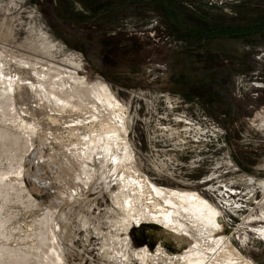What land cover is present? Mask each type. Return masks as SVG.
Here are the masks:
<instances>
[{"label":"rangeland","instance_id":"obj_1","mask_svg":"<svg viewBox=\"0 0 264 264\" xmlns=\"http://www.w3.org/2000/svg\"><path fill=\"white\" fill-rule=\"evenodd\" d=\"M0 45L23 77L22 68L46 61L90 86H109L128 123L131 154L120 164L119 185L95 192L100 180L85 186L84 177L76 179L80 153L85 133L96 141L114 135L107 123L82 132L55 112L31 122L0 98V134L15 142L0 149V196L9 197L7 205L0 200V247L44 258L30 250L38 242L32 234H42L52 210L56 218L67 215L64 264H114L119 242L129 264H193L199 257L204 264V255L190 256L193 245L180 246L171 229L148 220L164 201L124 187V178L140 175L166 193L206 200L229 230L220 237L232 235L242 259L264 264V237L255 234L264 227V0H0ZM26 104L32 108L34 99ZM95 145L105 144L89 148ZM37 155L40 165L31 160ZM15 162L23 166L19 176ZM122 192L136 202L129 214ZM239 216L261 223L240 227Z\"/></svg>","mask_w":264,"mask_h":264},{"label":"bare ground","instance_id":"obj_2","mask_svg":"<svg viewBox=\"0 0 264 264\" xmlns=\"http://www.w3.org/2000/svg\"><path fill=\"white\" fill-rule=\"evenodd\" d=\"M42 47L48 53L50 52L51 46L45 41L42 43ZM2 50V45H0V98L8 97L7 101L12 102V104L7 108L18 118L22 119V117L30 115L31 118L29 120L32 122L36 114L40 116L43 115L42 112H45L48 116L51 112H55L53 116L59 114V116H65L64 121L70 120L69 123L71 125L68 129H77L85 132L88 126H95V123L103 122L102 124L107 123V132H114V135L109 136L107 141L101 138L96 141L98 137L93 140L86 133L84 134L86 148L81 149L80 154L84 155V159L83 163L81 162L79 175L76 178L77 181H80L84 177L86 179L85 186H88L89 182L94 179L100 180V183L95 188V192L105 191L110 193L115 185L117 186L120 183L119 170L121 162L131 160V154L128 151L130 147L126 138L129 129L128 123L123 118V110L112 94L110 87L104 84L90 86L84 81L78 80L76 72L73 74L66 72L46 61L36 62L33 66L22 68L25 75L23 77L19 74V67L12 65L13 63L11 64L5 58ZM31 99H34L35 106L27 109L24 105L30 103ZM74 100L75 104L73 103ZM22 106L26 109L22 108ZM56 111L58 112L56 113ZM83 113L88 118H84ZM53 119H57L58 121L56 122H59L58 118ZM174 132L176 131H171L169 136L174 135ZM1 140L6 143V146H0L1 151L8 152L9 145L7 142L12 139L5 134H0ZM12 143L14 145L15 142L12 140ZM95 143H104L105 145L103 148H100L98 145L89 148V145ZM114 145L117 146L116 149ZM38 157L39 155L36 158H31V160H35L36 164L40 165L41 161ZM85 161L90 162L93 167L89 166ZM64 164L65 166L70 165L68 161H64ZM22 167L21 163H14V170L18 176L21 174ZM133 172L136 173L134 169ZM98 173H100L99 178ZM5 175V172L0 171L2 186H4ZM121 177L124 176L122 175ZM123 182L125 184L124 187L130 188L133 192V187L138 186L143 193L150 194L154 192L159 199L164 201V206L155 212L153 216L148 212V220H155L159 226L162 225L161 228L165 229V231L171 229L174 238L180 246L193 245L192 249L195 253H191L190 256L204 255L205 259H208L204 264H254L249 260L241 258V253H238L230 242L232 235L220 237L219 233L221 230L223 232V228H226L222 227L218 221L221 212L212 207L199 195L170 191L166 193L167 190L159 188L140 175L132 176L131 180L124 178ZM121 194L124 197V206L121 204L122 208L129 214L136 202L128 194L124 192ZM165 194L167 195L165 196ZM115 197L117 198V195ZM26 198L27 205H30L32 208L35 207V202L31 199V195L28 194ZM8 199L9 197L7 196L3 198L0 196V200L4 204L9 201ZM117 204L118 200L115 201V205ZM262 215L264 217V213ZM66 217L67 215L64 214L56 218L53 216L52 210H49L42 220V234L39 235L36 232L32 234L33 240L35 238L38 242L37 248L30 247V250L38 249L44 258L40 255L29 254L30 252L27 253L22 249H12L6 244H2L0 247V264H64L63 243L66 240V236L64 233L65 227H63L64 224L62 225V223L63 219L66 220ZM239 217H242L243 221L240 227H244L245 224L261 223L260 218L253 220V216ZM129 219H133L131 215H128V218H124L122 226L121 222H119L124 230L128 228L125 223L129 224ZM50 222L52 228L49 225ZM139 222L140 220H137L136 224ZM221 224H223L222 221ZM121 227L119 230H121ZM47 229H49L48 235L47 232L44 233ZM226 230L230 234L227 228ZM256 231V235L264 237V227L256 229ZM109 238H111V242L116 241L113 235L108 236ZM120 247L122 245L119 242V245L116 244L112 248L110 259L113 262L115 261L114 264H129L126 259V253ZM145 261L143 262L142 260L143 264H146ZM203 262V258L199 257L193 264H202Z\"/></svg>","mask_w":264,"mask_h":264},{"label":"built area","instance_id":"obj_3","mask_svg":"<svg viewBox=\"0 0 264 264\" xmlns=\"http://www.w3.org/2000/svg\"><path fill=\"white\" fill-rule=\"evenodd\" d=\"M212 4H210V6H211ZM153 34V33H152Z\"/></svg>","mask_w":264,"mask_h":264}]
</instances>
